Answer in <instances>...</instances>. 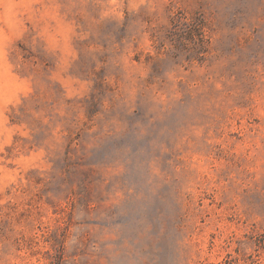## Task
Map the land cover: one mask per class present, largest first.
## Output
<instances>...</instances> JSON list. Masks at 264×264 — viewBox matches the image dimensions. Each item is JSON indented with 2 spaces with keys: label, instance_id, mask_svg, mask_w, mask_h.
Segmentation results:
<instances>
[{
  "label": "rangeland",
  "instance_id": "rangeland-1",
  "mask_svg": "<svg viewBox=\"0 0 264 264\" xmlns=\"http://www.w3.org/2000/svg\"><path fill=\"white\" fill-rule=\"evenodd\" d=\"M264 264V0H0V264Z\"/></svg>",
  "mask_w": 264,
  "mask_h": 264
},
{
  "label": "trees",
  "instance_id": "trees-1",
  "mask_svg": "<svg viewBox=\"0 0 264 264\" xmlns=\"http://www.w3.org/2000/svg\"><path fill=\"white\" fill-rule=\"evenodd\" d=\"M56 264H58V261H57V263Z\"/></svg>",
  "mask_w": 264,
  "mask_h": 264
}]
</instances>
